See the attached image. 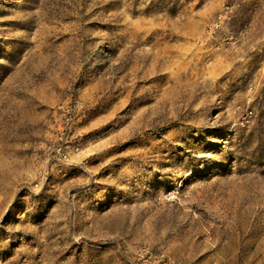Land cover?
Returning a JSON list of instances; mask_svg holds the SVG:
<instances>
[{
    "label": "rangeland",
    "instance_id": "374dc122",
    "mask_svg": "<svg viewBox=\"0 0 264 264\" xmlns=\"http://www.w3.org/2000/svg\"><path fill=\"white\" fill-rule=\"evenodd\" d=\"M0 264H264V0H0Z\"/></svg>",
    "mask_w": 264,
    "mask_h": 264
}]
</instances>
